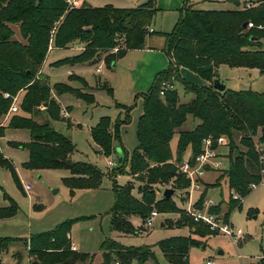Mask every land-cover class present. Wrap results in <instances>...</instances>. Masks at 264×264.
<instances>
[{"label": "trees", "instance_id": "16d2710c", "mask_svg": "<svg viewBox=\"0 0 264 264\" xmlns=\"http://www.w3.org/2000/svg\"><path fill=\"white\" fill-rule=\"evenodd\" d=\"M187 1L184 0L169 32H155L149 28L157 11L156 0L127 8L110 4L95 7L85 1L74 6L67 0H0V118L11 103V98H5L3 93L15 95L24 91L19 110L11 114L7 127L27 129L29 141L11 142V145L27 149L28 157L22 163L26 169L68 170L70 175L62 181L71 195L76 189L98 188L103 173L92 163L71 159L74 144L52 126V122L61 120V107L53 93H69L86 103H94L95 98L93 93L85 91L91 88L80 76H69L70 80L81 83L80 88L69 83H50L48 76L41 72L49 47L66 48L76 41L84 44L81 52L53 62L55 66L92 64L103 59L106 67L112 68L128 50L144 48L148 36L163 37L162 50L168 57V64L154 75L145 91L135 94V98L142 100V112L136 126L137 145L131 154L128 156L121 144L120 128L130 122L133 105L116 102L115 107L122 109L123 117L111 120L109 116H101L90 129L91 140L103 156L115 155L116 146L123 150L122 162L108 171L114 196L109 211L110 228L121 234H138L145 230L142 224L134 226L129 218L136 215L143 222L153 209L159 213L178 214L167 224L170 227L192 228L194 224V234H217L205 223L194 221L177 206L172 196H156L158 185L171 183L174 190H183L189 185L177 164L184 160L188 149V159L193 162L201 151L202 139L208 135L227 139L228 166L220 176L225 177L230 192L223 213L225 219L240 206L234 203L232 193L244 197L251 191V183L261 181L262 165L255 143L264 144V93L229 88L219 91L212 83L218 78L220 65L255 68L264 75V0H249L257 4L243 9L239 8L238 0H228L237 6L230 10L196 9ZM244 22L253 25L243 26ZM11 24L17 25L23 41L12 38ZM120 37L124 48L112 53L110 50ZM179 67L190 69L209 84L190 83L181 77ZM175 82H181L184 93L191 94L188 101H180ZM164 85L168 86L164 88ZM94 89L113 92L107 81L97 80ZM40 104L46 108L40 110ZM40 113L45 114L41 122L34 118ZM188 115L198 122L191 129L177 131ZM176 132L173 156L170 141ZM5 161L0 154V164L10 168ZM125 173L139 182L138 196L132 193L130 183L120 185L116 182L117 175ZM205 193L206 189L200 193L195 206L202 205ZM7 198L9 204L0 206V218L11 217L18 209L14 200ZM220 203L210 211L221 213ZM84 218L65 219L27 238L0 237V249L7 250L10 243L20 241L26 249L28 264H92L93 254L72 249L68 237L71 226ZM201 245H204L201 240L182 235L157 242L171 264H190L186 256L189 248ZM100 250L101 264H132L133 261L145 264L156 260L148 245L125 246L110 238L102 241ZM247 264H264V256Z\"/></svg>", "mask_w": 264, "mask_h": 264}, {"label": "rangeland", "instance_id": "374dc122", "mask_svg": "<svg viewBox=\"0 0 264 264\" xmlns=\"http://www.w3.org/2000/svg\"><path fill=\"white\" fill-rule=\"evenodd\" d=\"M86 1L95 7L110 4L114 7L127 8L136 7L146 0ZM173 1L163 0L162 5L164 7ZM240 1L242 3L244 0ZM187 2L196 9L204 10H224L237 7L224 0H188ZM68 3L69 5H74L73 2L68 1ZM244 4L240 8L243 9ZM157 16L159 17L160 25L155 24L154 26L153 24L156 32H169L175 23L177 13L175 11L160 10ZM10 26L13 30L12 38L23 41L17 25L11 24ZM150 37L155 42L160 40L158 34H152ZM123 48V39L120 37L118 43L110 51L115 53L118 49ZM132 52L134 53L135 51ZM132 52L119 58L112 68H107L105 63L101 61L92 64L87 62L74 66L61 65L56 67H50L46 64L44 67V73L49 76L51 84L66 82L67 71H71L83 75L92 88L95 86L96 81L100 80L107 81L113 89L112 94L104 89L88 90V92L94 94L97 104L86 103L69 93L62 94L59 99L61 104L59 105L61 107L70 105L69 119L60 114L61 120L52 122L54 129L66 135L74 144L75 151L71 154V159L73 161L92 163L103 173L100 187L97 190H89L90 192H97V200L94 199L96 201L84 196L71 197L69 189L62 181L63 177L69 175V171L66 169L44 168L31 170L24 168L22 163L27 159L28 151L25 148L12 146L11 142H28L29 132L23 128L7 127L12 115H9L6 120H4V116L0 118L2 133L4 132L0 136V154L6 160L5 162L10 164V168L0 164V206H7L9 204L7 197H10L18 207L14 216L0 219V237L25 236L29 233L44 231L53 228L56 223L65 218L83 214L92 216L78 221L73 227L72 235L82 251H88L93 254L92 264H101L102 258L99 246L105 238H112L125 246H150L155 253L156 260H149L145 264H171L164 258L157 246V242L178 235L191 236L204 242L203 246H192L189 248L186 256L187 262L190 264H205L208 259L213 260L215 264H247L258 260L261 256H264V182L258 183L246 196H240L239 199L234 200V203L236 205L240 204V206L235 207L231 211L229 221L233 227L242 230L243 234L239 239L233 240L223 233L199 236L192 233L196 226L194 224L192 228H188L189 230L186 227L168 226L167 224L175 218L176 213L158 214L154 218L152 226L145 228L138 234H121L109 227L108 211L113 203V194L112 178L108 175L107 160L112 159L113 156L105 157L97 151L90 139L89 125H93L100 116L104 115L109 116L111 120L122 118L124 112L121 111L122 109L115 107L116 102L133 105L130 113L131 120L128 124L121 127L120 136L122 134L128 156L136 147V114L138 115L139 111H141L142 100L141 98H135L138 90L132 87V79L131 77L129 78V72H127V67L133 61ZM74 53H76V50L73 48H55L47 53V60L54 61ZM104 57L105 55L102 58ZM99 63L100 69L96 71ZM183 70L186 73L181 75L186 80H189L190 83L199 85L205 82L203 78L190 69L184 68ZM218 77L220 82L226 84V88L264 93V75L260 74L255 68L222 65L218 70ZM72 85H75V82ZM78 86L81 87V83ZM175 87L181 102H186L191 98V94L184 93L181 82H175ZM146 89L144 88L143 91ZM19 92L21 96L24 91L20 90ZM34 118L41 122L45 119V114L40 113ZM197 122V119H193L188 115L177 131L191 129ZM177 135L178 133L176 132L170 141L173 156H175L176 151ZM224 139V145L218 146L219 154L222 153L220 156L222 163L218 168H215L217 170H210L204 173L203 182L207 184L202 187V189L204 187L206 189V198L214 203H220L224 199L220 203L221 212L223 213L227 209V200L230 197L225 177H220L223 170L228 166L226 157L227 139L225 136ZM255 140L257 141V137H255ZM187 154L188 151L183 155V159L186 158ZM217 177L219 179L215 181ZM116 182L120 185L130 183L132 193L137 195L139 182L127 173L116 178ZM25 183H29L32 187L28 192L22 188ZM163 188H171V183L158 185L159 192H156L157 197L161 196ZM185 193L176 191L173 194L172 199L178 207L183 208V202H190L191 198L195 199L200 194L199 192H194L190 196V194L186 195ZM180 198L182 201L179 200ZM35 205L39 208H35ZM131 219L136 226L142 224L140 217L136 215H132ZM161 221H166V225L161 226ZM0 264H27V252L23 244L16 241L10 243L7 250L0 249ZM132 264L138 263L133 261Z\"/></svg>", "mask_w": 264, "mask_h": 264}, {"label": "crops", "instance_id": "0c3cea01", "mask_svg": "<svg viewBox=\"0 0 264 264\" xmlns=\"http://www.w3.org/2000/svg\"><path fill=\"white\" fill-rule=\"evenodd\" d=\"M67 1H69V2H73V4L75 5V6H79L81 3L80 2H82V1H85L86 3H88L86 0H67ZM80 1V2H79ZM147 1V0H146ZM162 1L163 0H156V7H157V11H156V13H155V15H154V17H153V20H152V23H151V25H150V28L153 30V31H155L156 32V29H155V27H153V24H154V26H155V24L156 25H160L159 24V17L157 16V14H158V12L160 11V10H164V11H175L176 13H177V17H178V11H179V9L182 7V5H183V3H184V0H174L173 2H169L168 3V5H165L164 7H163V5H162ZM224 1H228V0H224ZM239 2H240V5H239V8L242 6V4L243 3H245V2H247V1H249V0H244L242 3H241V1L240 0H238ZM145 2V1H144ZM144 2H142V3H144ZM229 3H231L230 1H228ZM142 3H140V4H142ZM89 4V3H88ZM139 4V5H140ZM231 4H233V3H231ZM91 5V4H90ZM192 5V4H191ZM234 5V4H233ZM92 6V5H91ZM230 9H235V7H233V8H228V9H224V10H230ZM177 17H176V19H175V22H176V20H177ZM175 24V23H174ZM168 32V31H167ZM151 37L149 36V37H147L146 38V41H145V45H144V48H140V49H131V50H129V51H127L126 52V56L128 55V53L129 52H132V51H135L134 53H133V56H132V59H133V61L131 62V65H129V67H127V72H129V78L131 77V79H132V84H133V88H135L136 90H138L137 92H142L143 90H144V88L146 89V88H148L149 86H150V84H151V82H152V79H153V77H154V75L157 73V72H159V71H161L162 69H164V68H166V66H167V64H168V57H167V55H166V53L162 50V46H163V44H164V39H163V37L162 36H160L159 35V41L158 42H155V41H152V39H150ZM264 45V44H263ZM66 48H73V49H75L76 50V53H74V54H71V55H69V56H66V57H70V56H73V55H76V54H78L79 52H81L82 50H83V48H84V44L82 43V42H79V41H76V42H74V43H72V44H70L68 47H66ZM53 49H55V47H52V46H50L49 47V50H48V52H50L51 50H53ZM66 57H63V58H66ZM63 58H60V59H63ZM60 59H56V60H54V61H48L47 60V55H46V58H45V61H44V63H43V65H42V68H41V72L43 73V74H45V75H47L46 73H44V67H45V65L46 64H48L50 67H56L55 65H53V62H55V61H57V60H60ZM101 62H103V59L101 60ZM115 62H117V61H115ZM85 63H87V62H85ZM85 63H76V64H85ZM76 64H73V65H69V64H66V65H69V66H74V65H76ZM115 64V63H114ZM222 65H220L219 66V68L221 67ZM100 67V63L97 65V67H96V71H99V70H97V68H99ZM184 68H186V67H179V73H180V75L181 74H185L186 72L183 70ZM219 68H218V70H219ZM100 69V68H99ZM258 70V69H257ZM70 75H76V76H80V77H82V78H84L83 77V75H80V74H76V73H74V72H71V71H67V76H66V82H63V83H69L70 85H72V83L73 82H75V85H72L73 87H75V88H80V86H78L79 85V81L78 80H70L69 79V76ZM48 76V75H47ZM182 76V75H181ZM48 78H49V76H48ZM182 78H184L183 76H182ZM85 79V78H84ZM185 79V78H184ZM218 79L220 80V78L218 77ZM86 80V79H85ZM186 80V79H185ZM187 81H189V80H187ZM86 82L88 83V81L86 80ZM190 82V81H189ZM56 83V82H55ZM194 84V83H193ZM209 84V82L208 81H206L205 80V82H203V84H199V85H208ZM88 85H89V83H88ZM196 85H198V84H196ZM91 88V90H95L94 89V87L92 88V87H90ZM225 88H226V84H225ZM230 89V88H229ZM88 90H90V89H88ZM88 90H85V91H87L88 92ZM20 93V92H19ZM92 93V92H91ZM64 94V93H63ZM94 95V94H93ZM21 96H22V94H21ZM20 96V97H21ZM53 96L55 97V99L58 101V103L59 104H61L60 103V97L62 96V94L61 95H55L54 93H53ZM94 98H95V96H94ZM95 104H97L96 102H94ZM94 103H92V104H94ZM61 107V106H60ZM62 109H64L66 112H67V118H68V116H69V113H70V110H71V107H70V105H66L65 107H61V110ZM119 109V108H118ZM122 111V110H121ZM120 111V112H121ZM141 112H142V108H141V111H139V114L137 115L136 114V116H137V121H138V118H139V116H140V114H141ZM104 116H106V115H104ZM101 117V116H100ZM99 117V118H100ZM8 118V117H7ZM7 118H5V115H4V120H6ZM69 119V118H68ZM99 120V119H98ZM97 120V121H98ZM97 121L93 124V125H89V134H90V129H91V127L92 126H94L96 123H97ZM136 126H137V123H136ZM6 129V128H5ZM121 129V128H120ZM4 133V132H3ZM3 133H2V135H3ZM2 135H0V136H2ZM121 144H122V146H123V148H124V150L126 151L127 149H125V146H124V142H123V138H122V134H121ZM177 137H178V135H177ZM90 139H91V137H90ZM92 141V140H91ZM177 142V141H176ZM93 143V142H92ZM93 145L96 147V149H97V151H98V146L95 144V143H93ZM118 146H116V148H117ZM122 150V149H121ZM123 151V150H122ZM188 151V154H187V156H186V158H184V159H187L188 157H189V154H190V150L188 149L187 150ZM99 152V151H98ZM219 152V151H218ZM100 153V152H99ZM101 154V153H100ZM185 154V153H184ZM220 154H222V153H220ZM112 156H117V152L115 153V155H112ZM28 157V156H27ZM210 170H217V169H215V168H208L206 171H210ZM69 175H70V173H69ZM69 175H67V176H69ZM204 175V174H203ZM120 176V175H119ZM118 176V177H119ZM117 177V178H118ZM218 179V177L215 179V181ZM102 181V180H101ZM214 181V182H215ZM226 181V180H225ZM205 184H207V183H204L203 182V176H202V178H201V188L199 189V190H196V191H193V192H191L190 193V196H192L193 195V193L194 192H199V193H201L203 190H204V188L202 189V187L205 185ZM100 185H101V183H100ZM160 186V185H159ZM100 187V186H99ZM98 187V188H99ZM188 187V186H187ZM187 187L185 188V189H183V190H174V193L176 192V191H178V192H186L185 194L187 195V194H189V192L187 191ZM23 188V187H22ZM32 188V187H31ZM98 188H95V189H76L74 192H73V194L71 195V197L72 198H77V197H87L88 199H92V200H94V199H96L97 200V195L98 194H96L97 192H90L89 190H97ZM228 188V187H227ZM165 188H163V190H164ZM23 190H24V188H23ZM31 190V189H30ZM29 190V191H30ZM163 190H161V195H163ZM25 191V190H24ZM83 191V192H82ZM228 191H229V189H228ZM156 192H159V190H158V186H157V190H156ZM173 193V194H174ZM230 193V192H229ZM112 194H113V192H112ZM173 194H172V196H173ZM179 194V193H178ZM134 195H136V194H134ZM200 195V194H199ZM136 196H138V193H137V195ZM229 196H230V194H229ZM199 197V196H198ZM198 197H196L195 199H192L191 198V200H192V202L193 201H196V200H198ZM205 197H206V193H205ZM157 198H159V197H157ZM229 198V197H228ZM96 200H94V201H96ZM180 201H182L181 200V198L179 199ZM224 200V199H223ZM222 200V201H223ZM9 201V200H8ZM184 201V200H183ZM221 201V202H222ZM113 202H114V196H113ZM184 203V205H183V208L182 207H180V208H182L183 210H184V208L188 205V202H183ZM219 203V202H218ZM218 203H215V205L216 204H218ZM112 205H113V203H112ZM112 205L110 206V208H109V211H110V209H111V207H112ZM214 205V206H215ZM178 206V205H177ZM35 208H39V207H37L36 205H35ZM18 210V209H17ZM108 211V212H109ZM16 213H17V211H16ZM15 213V214H16ZM159 213V212H158ZM159 214H163V213H159ZM219 214H222L223 215V212H221V213H219ZM178 215V214H177ZM175 216V218L173 219V220H175L178 216ZM14 216V215H13ZM81 216H84V217H86V218H89V217H91L92 215H78V216H73V217H69V218H74V217H81ZM158 216V215H157ZM156 216V217H157ZM12 217V216H11ZM131 217L132 216H130V221L132 222V224L134 225V226H136L135 224H134V222L132 221V219H131ZM6 218H10V217H6ZM69 218H65V219H69ZM86 218H84V219H86ZM0 219H5V218H0ZM65 219H63V220H65ZM63 220H61V221H63ZM82 220V219H81ZM228 220H230L229 218H228ZM61 221H59V222H61ZM80 221V220H79ZM58 222V223H59ZM78 222V221H77ZM77 222H75L72 226H71V228H70V231H69V234H68V237H69V241H70V245H71V248L72 249H76V250H80V251H82L80 248V246L78 245V243H77V241L75 240V238H73V235H72V230H73V227L76 225V223ZM58 223H56V224H58ZM55 224V225H56ZM54 225V226H55ZM160 225L161 226H165L166 224H165V221H161L160 222ZM109 227H110V215H109ZM184 227H186L187 229H188V227L187 226H184ZM51 229V228H50ZM48 230V229H47ZM189 230V229H188ZM45 231V230H44ZM39 232H42V231H39ZM35 233H37V232H35ZM31 234H33V233H29L28 235H25V236H4V237H29ZM218 234V233H217ZM182 236H187V235H182ZM3 237V236H2ZM106 239V238H105ZM110 239H112V238H110ZM104 240V239H103ZM102 240V241H103ZM102 241H101V243H102ZM20 242V241H19ZM100 243V244H101ZM120 243V242H119ZM99 248H100V246H99ZM88 252V251H87ZM262 257V256H261ZM21 258V257H20ZM102 262V261H101ZM133 263V262H132ZM249 263V262H248ZM27 264H28V257H27ZM115 264H118V263H115Z\"/></svg>", "mask_w": 264, "mask_h": 264}, {"label": "built area", "instance_id": "2783aa9c", "mask_svg": "<svg viewBox=\"0 0 264 264\" xmlns=\"http://www.w3.org/2000/svg\"><path fill=\"white\" fill-rule=\"evenodd\" d=\"M255 4L256 3L252 1H247L245 2L244 7H251ZM252 25L253 24L251 22L247 23L248 27H251ZM149 30L151 31L152 29L149 28ZM97 70H99V68H97ZM167 86L168 85H164V88H166ZM160 94H163V91H160ZM3 96L5 98H11V103L9 105L7 113L5 114V118H7L9 115L18 112L21 97L19 92L15 95H11L5 92L3 93ZM44 108V104H41L39 106V109L41 110ZM60 114L63 117H66L68 115L64 109L60 110ZM201 143V151L195 156L193 162H191V160L187 158L177 164L178 171L184 174L185 177L189 180V185L187 187V191L189 192V194L201 188V178L208 168H218L222 163L220 160L221 154H219L218 152V146L224 145V136L214 137L212 135H208L202 139ZM255 146L259 152V160L260 164L262 165L260 182H264V144L256 142ZM116 165V156H113L112 159L107 160V167L109 168V171ZM118 176L119 175H117V177ZM258 183H251L249 186L250 189H254L258 185ZM23 188L26 192H28L31 189V185L29 183H25ZM232 198L237 200L240 198V196L236 193H232ZM196 202L197 200L193 202L192 200H190V202H188V205L184 208L186 214L189 215L194 221H201L205 223L212 232L223 233L233 240L241 238L243 234L241 229L233 227L230 221L228 219H225L222 214H215L210 211V208L215 205L212 200L205 197L200 207L194 205ZM158 214L159 213L157 212V210L153 209L143 220V228H150L153 224L154 218ZM205 264L215 263L213 262V260L208 259L205 261Z\"/></svg>", "mask_w": 264, "mask_h": 264}, {"label": "water", "instance_id": "95a60500", "mask_svg": "<svg viewBox=\"0 0 264 264\" xmlns=\"http://www.w3.org/2000/svg\"><path fill=\"white\" fill-rule=\"evenodd\" d=\"M246 25H247V22H244L243 26H246ZM212 84H213L214 88L219 90V91H222L225 89V84L220 82V80L218 78H216ZM116 152H117V156H116L117 163H121L123 160V152H122L121 148L117 147ZM173 193H174V190L172 188H165L163 190V197L169 198L170 196H172Z\"/></svg>", "mask_w": 264, "mask_h": 264}]
</instances>
